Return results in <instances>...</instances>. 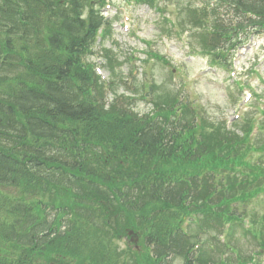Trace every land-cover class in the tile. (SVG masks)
<instances>
[{
  "label": "trees",
  "instance_id": "trees-1",
  "mask_svg": "<svg viewBox=\"0 0 264 264\" xmlns=\"http://www.w3.org/2000/svg\"><path fill=\"white\" fill-rule=\"evenodd\" d=\"M222 1L236 19L225 24L212 8L219 38L264 27V0ZM92 3L99 2L0 0V264H164L169 254L183 264L250 263L235 245L233 257L230 243L216 248L217 259L202 250L193 261L188 251L198 234L188 240L181 231L199 210L210 214L206 204L187 202L205 176L213 186L217 174L239 169L240 182L233 175L219 182L230 200L243 203L261 190L262 169L246 156L249 125L236 126L241 136L223 126L201 136L187 113L174 121L175 96L164 91L156 96L164 102L161 123L94 107L92 73L79 62L102 22ZM166 124L180 129L163 131ZM51 206L63 214L48 223ZM205 217L199 229L211 228ZM129 229L139 251L116 244ZM258 247L264 250V236Z\"/></svg>",
  "mask_w": 264,
  "mask_h": 264
},
{
  "label": "rangeland",
  "instance_id": "rangeland-1",
  "mask_svg": "<svg viewBox=\"0 0 264 264\" xmlns=\"http://www.w3.org/2000/svg\"><path fill=\"white\" fill-rule=\"evenodd\" d=\"M189 1L199 2V0H162L159 3V7L164 9L163 14H153L146 6H131L127 8L128 13L132 17L133 24L138 23L139 25V32L134 28L137 36L140 35L145 40L150 41L154 50H156L155 52H158L164 57L165 55L169 57V54L165 53L166 50L173 53L171 58L166 57L168 59H166L167 62L163 63L161 61L153 66L152 72L155 85L161 84L164 91L173 94L178 92L184 96H195V104H197L195 106L198 107V110L201 112L205 120L215 127L221 128L224 120L239 121L237 120L238 114L241 116L243 114L244 118L246 113L249 116L251 114L254 115L253 118L262 123L264 121V40L260 41V43L258 42L259 44L257 43L256 47L253 46L254 48H251L242 56L236 54V58L232 63V71H238L239 74L238 76L237 74L235 75L236 79L241 80V83L248 81L249 84L254 86L253 88L258 94L262 93L260 98L255 100L252 98L251 100L246 101L245 96L248 92H237L233 82L236 79L233 77V74H230V78H228V75L223 70L218 68L213 70L205 67L208 63L207 58L188 54V50L183 47L186 45L180 42L177 37L168 38L164 35L161 36V31L163 32L169 25L168 23L163 22L164 17H169L171 13L174 14L173 12L178 13L179 10H185L184 13L187 11L191 12L190 8L186 9L187 7H190L187 5ZM116 4L123 5L119 2ZM115 11V8H112L109 11L112 17L115 15ZM184 13L182 14L184 15ZM112 35V40H114L116 44L112 43V40H107L104 43V47H111L115 51L114 54L118 58V62H122L121 67L116 71L118 75L117 81H122L120 83L118 82L119 84L116 87V91L117 94L124 93L125 95H130V92L127 91L128 88L126 85L122 84L129 72V66L125 59L129 56L132 50H145L146 52H143L145 55L147 54V50L143 44H140L133 37L123 35L119 22L113 24ZM115 45L118 47H115ZM257 53H259V56H256ZM92 60L95 61L96 64L100 62L104 65V62L101 59L98 62L93 58ZM179 65L182 67L183 75L172 77L171 67H177ZM251 69L260 76L258 77L255 74L249 73ZM104 70L106 76L112 74V71L108 72L105 68ZM135 78L137 79H135L134 84L139 86L142 77L135 76ZM221 82L224 85L220 84ZM110 97H112V94ZM136 97L138 100L140 96L136 95ZM261 98L262 100L259 101ZM245 102H247L246 105ZM248 103L250 106L244 108V105L247 106ZM132 107L138 113L143 114L149 112L151 106L142 100V102L136 101L135 105ZM243 123L244 121H241L237 124ZM256 140L258 143L264 141V129L263 133L257 134L254 143ZM257 156L258 155H254L253 159H258ZM261 164L264 166V159L261 161ZM239 241L242 246L244 244L247 251H249L248 246L255 247L254 241L248 236L239 238ZM117 242L118 241H116V244L120 249L126 247L127 242L124 247H121Z\"/></svg>",
  "mask_w": 264,
  "mask_h": 264
},
{
  "label": "clouds",
  "instance_id": "clouds-1",
  "mask_svg": "<svg viewBox=\"0 0 264 264\" xmlns=\"http://www.w3.org/2000/svg\"><path fill=\"white\" fill-rule=\"evenodd\" d=\"M121 247H124L125 243H126V239L122 238L120 241L117 242ZM176 264H182V262L177 259Z\"/></svg>",
  "mask_w": 264,
  "mask_h": 264
}]
</instances>
